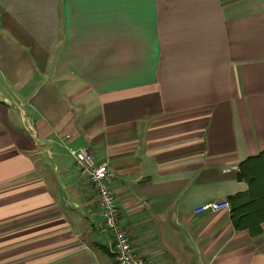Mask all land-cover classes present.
Segmentation results:
<instances>
[{
    "label": "crops",
    "instance_id": "1",
    "mask_svg": "<svg viewBox=\"0 0 264 264\" xmlns=\"http://www.w3.org/2000/svg\"><path fill=\"white\" fill-rule=\"evenodd\" d=\"M71 148L155 264H264V0H0V264H118Z\"/></svg>",
    "mask_w": 264,
    "mask_h": 264
},
{
    "label": "built area",
    "instance_id": "2",
    "mask_svg": "<svg viewBox=\"0 0 264 264\" xmlns=\"http://www.w3.org/2000/svg\"><path fill=\"white\" fill-rule=\"evenodd\" d=\"M70 150L87 173L91 189L96 191L104 227L113 234L115 239L112 244L115 261L118 264H155L151 258L134 247V241L130 234L121 225L120 208L108 182V179L113 175L109 164L107 162L96 163L85 148H71ZM229 208V200H212L199 205L194 209V212H216Z\"/></svg>",
    "mask_w": 264,
    "mask_h": 264
},
{
    "label": "trees",
    "instance_id": "3",
    "mask_svg": "<svg viewBox=\"0 0 264 264\" xmlns=\"http://www.w3.org/2000/svg\"><path fill=\"white\" fill-rule=\"evenodd\" d=\"M246 163H244L243 168L244 173L248 175L249 173L247 172V167H245ZM261 173L264 175V170H261ZM252 176L258 177L259 175L258 173H253ZM256 177H250L249 181H252ZM248 194L249 197L247 200H245L243 207L233 204L231 205L232 215L237 219L238 222L240 220L246 221L254 216L264 217V191L261 194H254L253 192H249Z\"/></svg>",
    "mask_w": 264,
    "mask_h": 264
}]
</instances>
